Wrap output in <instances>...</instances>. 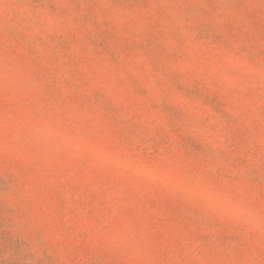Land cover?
<instances>
[{
  "label": "rangeland",
  "instance_id": "rangeland-1",
  "mask_svg": "<svg viewBox=\"0 0 264 264\" xmlns=\"http://www.w3.org/2000/svg\"><path fill=\"white\" fill-rule=\"evenodd\" d=\"M0 264H264V0H0Z\"/></svg>",
  "mask_w": 264,
  "mask_h": 264
}]
</instances>
